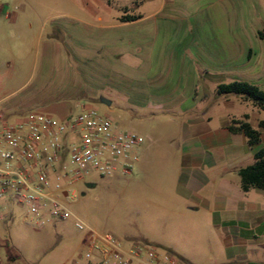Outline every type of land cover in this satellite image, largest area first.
<instances>
[{
	"label": "crops",
	"instance_id": "0c3cea01",
	"mask_svg": "<svg viewBox=\"0 0 264 264\" xmlns=\"http://www.w3.org/2000/svg\"><path fill=\"white\" fill-rule=\"evenodd\" d=\"M94 2L90 9L100 23L61 25L65 40L72 39L73 66L49 35L35 80L1 98L0 111L9 121L29 112L64 120L74 104L89 106L81 102L94 88L110 87L121 88L149 117L171 115L176 131L163 148L160 185L177 203L167 211L171 238L156 239V246L190 264H264V190L244 192L237 175L264 145V129L253 145L228 129L231 119L244 115L258 128L264 109L216 94L218 85L234 80L264 90L263 0H145L137 7L132 0L135 12L119 6L122 14L110 23L100 14H108L115 0ZM124 15L138 18L122 22ZM83 39L91 40L89 47ZM155 149L143 143L135 150L137 174L153 164ZM202 241L214 244L217 255L179 248L201 247Z\"/></svg>",
	"mask_w": 264,
	"mask_h": 264
},
{
	"label": "rangeland",
	"instance_id": "374dc122",
	"mask_svg": "<svg viewBox=\"0 0 264 264\" xmlns=\"http://www.w3.org/2000/svg\"><path fill=\"white\" fill-rule=\"evenodd\" d=\"M101 1L106 3L107 0ZM131 1L115 0L108 14H100L103 22L110 23L113 16L122 14L119 6L128 7L130 13H134L136 9L131 7ZM94 3V0H0V99L33 83L41 65L42 42L51 34L62 45L66 64L73 66L69 42L72 39L65 40L61 25L100 23L90 9L96 7ZM83 41L90 46V39ZM85 59L90 62V56ZM94 89L96 92L83 98L81 103L110 117L119 129L140 133L145 138L144 146L151 144L156 148L153 164L146 172L141 170L138 174L133 167L132 175L127 177L88 176L73 185L76 197L65 202L70 211L88 225L110 231L126 244L156 245V239L171 238V218L167 211L170 202L177 203L168 196L169 190L160 185L163 148L175 137V120L166 113L149 117L148 110L140 111L131 104V96L121 88ZM101 97L110 100V105L102 104ZM80 109L74 104L72 115ZM260 117L264 119V111H260ZM84 239L85 233L78 231L70 219L39 227L26 215L25 208L12 201L3 210L0 208V264H87L83 258ZM203 244L179 248L199 256L217 255L214 244Z\"/></svg>",
	"mask_w": 264,
	"mask_h": 264
},
{
	"label": "built area",
	"instance_id": "2783aa9c",
	"mask_svg": "<svg viewBox=\"0 0 264 264\" xmlns=\"http://www.w3.org/2000/svg\"><path fill=\"white\" fill-rule=\"evenodd\" d=\"M144 141L92 106L64 120L29 112L9 121L0 111V208L12 201L39 227L72 220L85 233L87 264H190L151 243L126 244L110 231L95 229L65 202L76 197L73 185L88 176H129L138 160L135 150Z\"/></svg>",
	"mask_w": 264,
	"mask_h": 264
},
{
	"label": "trees",
	"instance_id": "16d2710c",
	"mask_svg": "<svg viewBox=\"0 0 264 264\" xmlns=\"http://www.w3.org/2000/svg\"><path fill=\"white\" fill-rule=\"evenodd\" d=\"M145 0H133L132 5L137 7ZM135 15H124L120 21H132L137 19ZM217 95H235L243 100L249 101L258 109H264V90L247 81L234 80L229 83L220 84L216 88ZM248 116L241 119H231L228 129L232 133L242 132L246 137L248 145L260 142V129H264V120H260L258 128H254L247 121ZM241 189L246 192L251 188L264 190V145L254 154V162L237 170ZM247 264H257L248 262Z\"/></svg>",
	"mask_w": 264,
	"mask_h": 264
},
{
	"label": "water",
	"instance_id": "95a60500",
	"mask_svg": "<svg viewBox=\"0 0 264 264\" xmlns=\"http://www.w3.org/2000/svg\"><path fill=\"white\" fill-rule=\"evenodd\" d=\"M100 102L102 103V104H105V105H110V100H108V99H106V98H104V97H101L100 98Z\"/></svg>",
	"mask_w": 264,
	"mask_h": 264
}]
</instances>
